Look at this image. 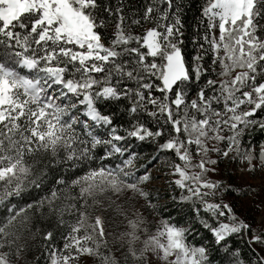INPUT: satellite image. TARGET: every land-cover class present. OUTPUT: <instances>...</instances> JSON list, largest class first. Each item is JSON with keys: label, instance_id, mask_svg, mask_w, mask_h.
<instances>
[{"label": "snow or ice", "instance_id": "obj_1", "mask_svg": "<svg viewBox=\"0 0 264 264\" xmlns=\"http://www.w3.org/2000/svg\"><path fill=\"white\" fill-rule=\"evenodd\" d=\"M257 132L264 0H0V264H264Z\"/></svg>", "mask_w": 264, "mask_h": 264}, {"label": "trees", "instance_id": "obj_2", "mask_svg": "<svg viewBox=\"0 0 264 264\" xmlns=\"http://www.w3.org/2000/svg\"><path fill=\"white\" fill-rule=\"evenodd\" d=\"M254 136H255V140H264V134H261V133L257 132V133L254 134ZM255 140H254V142H255Z\"/></svg>", "mask_w": 264, "mask_h": 264}]
</instances>
